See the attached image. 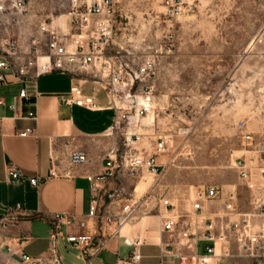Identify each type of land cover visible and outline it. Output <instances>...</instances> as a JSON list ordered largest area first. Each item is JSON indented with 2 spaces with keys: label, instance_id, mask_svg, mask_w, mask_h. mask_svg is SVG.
I'll list each match as a JSON object with an SVG mask.
<instances>
[{
  "label": "rangeland",
  "instance_id": "374dc122",
  "mask_svg": "<svg viewBox=\"0 0 264 264\" xmlns=\"http://www.w3.org/2000/svg\"><path fill=\"white\" fill-rule=\"evenodd\" d=\"M91 2L27 0L21 24H0V55L7 33L26 49L36 38L44 45L47 36L40 34V26L45 23L74 49L75 40L88 39L92 27L78 37L70 14ZM115 10L107 52L111 67L104 71L97 63L85 78L96 77L106 87L114 73H122L119 96H142L147 87L152 95L151 112L122 124L119 138L135 134V147L150 155L164 142L162 177L178 197L188 192L195 199L210 185H240L236 162L247 159L252 165L250 160L259 158L255 144L264 142V0H117ZM147 60L155 63V75L137 80L136 71ZM157 179L147 171L140 178L125 177L123 198L133 199L136 186L135 199L141 198ZM154 205L145 207L142 217L157 215ZM149 228L159 231L160 224ZM260 230L256 222L253 231ZM217 253L206 264H264V255L239 251L235 243Z\"/></svg>",
  "mask_w": 264,
  "mask_h": 264
},
{
  "label": "crops",
  "instance_id": "0c3cea01",
  "mask_svg": "<svg viewBox=\"0 0 264 264\" xmlns=\"http://www.w3.org/2000/svg\"><path fill=\"white\" fill-rule=\"evenodd\" d=\"M87 70L82 69L75 74L48 73L31 81L16 71L0 69V77L5 79V82L0 81V99L4 102L0 106V206L20 203L29 215L8 239H0V264H20L19 255L22 253L40 259V264H55L51 259L52 219L61 213L77 218L88 214L93 196L88 177L103 173L104 157L113 152L120 155L128 150L138 155L151 154L147 149L135 147L137 142L128 141L126 134L124 141L119 138L115 128L117 114L111 108V97L105 85L96 77L85 78ZM30 74L34 75V70ZM89 84L93 85L92 92L86 90ZM72 86H80L85 95L93 97L99 109L89 110L64 103L63 99L69 96ZM24 89L29 100L20 98ZM32 111L37 113V121L26 119ZM28 128L35 130L33 137L18 136L20 131ZM75 150L87 154L86 164L71 165L70 155ZM160 159L157 158L158 163ZM12 169L21 171L25 180L18 183L10 181L8 175ZM51 172L55 173L54 177L50 176ZM236 174L238 176L237 170ZM32 178L47 180L34 187L29 182ZM123 179L125 175L120 173L106 184L104 202L110 205L113 213H118L123 205L134 202L138 206L134 221L123 227L119 236L111 238L106 248L93 258L85 256L65 240H60L58 257L61 264H126L133 249L125 243L126 240L140 243L137 249L140 260L137 264H199L194 260V255L202 254L200 247L195 251L188 250L177 236L162 231L161 216L166 211L159 202L163 198L169 199L183 218L196 222L199 227L205 221L212 220L217 234L223 228L228 231L234 223L241 222L254 211V193L248 190L239 176L240 185L226 188L216 186L221 189V196L204 202L202 211L197 214L193 213L192 207L198 194L195 199H191L188 192L178 197L164 184L165 177L158 178L139 199H135L138 187H134L131 194L134 198L129 202L123 198L126 192L121 184ZM212 186L215 185L208 187ZM231 193L235 194L234 210L228 211L226 205ZM153 203L158 209L157 215L142 217L145 207ZM151 224L155 227L160 224L159 231L150 230ZM229 234L228 241L216 243V252L211 261L218 256L219 250L228 252L234 243L241 250L236 236L230 231ZM5 245H9L10 250ZM181 257H186L187 262L182 263Z\"/></svg>",
  "mask_w": 264,
  "mask_h": 264
},
{
  "label": "built area",
  "instance_id": "2783aa9c",
  "mask_svg": "<svg viewBox=\"0 0 264 264\" xmlns=\"http://www.w3.org/2000/svg\"><path fill=\"white\" fill-rule=\"evenodd\" d=\"M27 0H0V24L19 25L27 12ZM117 0H92L82 10L74 9L71 12L73 27L80 31L82 36L84 29L92 27L91 35L86 40H75L74 49H71L69 41L59 35V33L43 24L40 26V34L46 35L47 39L43 45V39L36 38L32 41L33 47L26 49L20 41L14 40L13 36L6 34L2 46V54L0 55V69L13 70L18 75L29 77L31 81L41 75L61 72L75 74L77 71L86 70L96 67L97 63L104 66V71L108 70L111 65V57L107 54L110 44L114 39L113 18L115 15V6ZM45 47V50H44ZM155 63L147 60L136 71L137 80L150 79L155 75ZM34 70V75L30 71ZM105 73V72H104ZM106 83V90L111 97V108L116 112L117 119L115 128L118 129L122 124L128 126L133 123L136 118L148 115L151 112V90L149 87L142 93V96L128 95L131 100L127 105H122L128 97L119 96L122 73H114ZM1 82H5L4 77H0ZM20 98L29 100V95L24 89L20 93ZM142 99V102L140 100ZM138 100V105L136 104ZM68 105H76L89 110L99 109L96 100L85 95L80 86H72L69 96L63 99ZM4 102L0 99V106ZM13 107H11L12 109ZM26 119L37 121L38 115L35 111L29 112ZM34 129H25L18 133L21 138L33 137ZM128 141L134 142L136 135L126 132ZM246 139L252 142V137L247 136ZM253 145V143H251ZM255 151L258 160H250L249 165L247 159H240L236 162L234 168L238 171L239 179L246 183L249 191L254 193L253 208L254 211L247 215L244 220L234 223L227 231L224 228L220 233H216L217 227L212 220L202 223V227L198 224L187 221L177 211L176 206L169 199H161L159 202L166 213L162 215V231L171 236H177L183 241L184 246L191 251L201 248L200 256L194 255V260L199 264H206L207 258L215 255L216 243L218 241H228L230 233L236 236L240 249L249 255H264V183L258 181V177L264 179V142L255 144ZM167 151L164 142L157 147L155 155H138L130 150L124 151L122 154L110 153L104 157V171L96 177H88L92 186V200L88 214L83 218H77L69 214H56L52 219L53 231L50 236L51 241V259L55 264H61L58 257V244L60 240L80 249L83 254L89 258H93L100 254L105 248L108 241L119 236L120 231L136 217V204L123 205L118 213L110 210V205L105 204L103 191L106 184L117 178L120 173L125 177L132 179L140 178L145 171L150 175L160 178L163 175L164 167L159 165L157 158L159 155ZM88 162V156L84 151L75 150L70 155V163L74 166L84 165ZM9 180L15 183L23 182L24 175L17 169L9 171ZM51 177L55 173L51 172ZM39 178L29 179L32 186L37 187L41 182L46 181ZM104 185V186H103ZM221 196V189L216 186L208 187L204 191L198 193V199L192 207L194 214L202 211L203 203L213 201ZM235 194L229 195V203L226 210H234ZM26 210L22 204L18 203L13 206H0V239H8L11 232L18 228L24 218L28 217ZM256 222L259 223L260 231H253ZM127 245L132 247L131 256L126 260V264H137L140 256L137 252L140 246L139 242L125 241ZM10 250L9 245H5ZM20 264H40L41 260L33 258L25 253L19 255ZM182 263L187 262L186 257H181Z\"/></svg>",
  "mask_w": 264,
  "mask_h": 264
},
{
  "label": "bare ground",
  "instance_id": "6f19581e",
  "mask_svg": "<svg viewBox=\"0 0 264 264\" xmlns=\"http://www.w3.org/2000/svg\"><path fill=\"white\" fill-rule=\"evenodd\" d=\"M208 261H211V257L208 258ZM208 261H207V262H208ZM207 262H206V263H207Z\"/></svg>",
  "mask_w": 264,
  "mask_h": 264
}]
</instances>
